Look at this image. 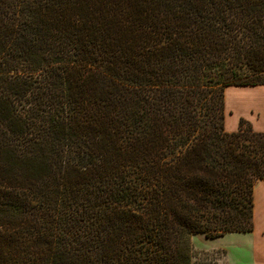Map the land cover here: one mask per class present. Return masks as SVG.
<instances>
[{
    "label": "trees",
    "instance_id": "1",
    "mask_svg": "<svg viewBox=\"0 0 264 264\" xmlns=\"http://www.w3.org/2000/svg\"><path fill=\"white\" fill-rule=\"evenodd\" d=\"M260 85L264 0H0V264H217L193 236L252 232L264 180L225 90Z\"/></svg>",
    "mask_w": 264,
    "mask_h": 264
},
{
    "label": "crops",
    "instance_id": "2",
    "mask_svg": "<svg viewBox=\"0 0 264 264\" xmlns=\"http://www.w3.org/2000/svg\"><path fill=\"white\" fill-rule=\"evenodd\" d=\"M232 87V86H230ZM243 87L236 91L232 98L228 95L226 100L225 123L227 131H234L241 118L248 119L258 131H264V86H236ZM229 88V87H228ZM228 88L226 91L228 92ZM252 96V102L250 97ZM233 108L237 121L233 122ZM248 114V117H244ZM232 126L228 128L229 126ZM240 235V236H238ZM236 247L239 252L246 253L247 264H264V180L259 181L254 189V230L250 233H234ZM231 239V240H233ZM229 244L234 241L228 242ZM229 254V253H228Z\"/></svg>",
    "mask_w": 264,
    "mask_h": 264
},
{
    "label": "rangeland",
    "instance_id": "3",
    "mask_svg": "<svg viewBox=\"0 0 264 264\" xmlns=\"http://www.w3.org/2000/svg\"><path fill=\"white\" fill-rule=\"evenodd\" d=\"M242 88L243 87H236V86L229 87L228 92L225 90L226 100L228 95H230L229 97L232 98L233 95H235L234 93L238 90H241ZM252 99L253 98L251 96L250 97L251 102ZM226 100H225V115L227 114ZM227 110H229V112L230 110H233V114H231L230 116L233 117V122L235 124V122L237 121L236 119L238 118V116L236 118L235 110L233 108H228ZM244 117H248V114H246ZM251 124L253 128L256 129V127H254L252 122ZM224 127L227 130L226 123ZM230 127L232 126L230 125L228 128ZM237 128L235 130H237ZM229 236H234V233H228L222 237L215 239H207V237L204 234H196L192 238V243L197 250L206 252L208 254V259H207L208 262L209 261L216 262L217 264H247L248 263L247 254L239 252V249L236 247V242H235L236 240L233 239L234 237H229ZM230 241H234V243L229 244L228 242Z\"/></svg>",
    "mask_w": 264,
    "mask_h": 264
}]
</instances>
